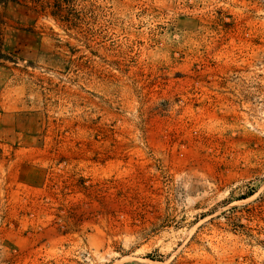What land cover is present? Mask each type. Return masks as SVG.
<instances>
[{
  "label": "rangeland",
  "instance_id": "rangeland-1",
  "mask_svg": "<svg viewBox=\"0 0 264 264\" xmlns=\"http://www.w3.org/2000/svg\"><path fill=\"white\" fill-rule=\"evenodd\" d=\"M0 264H264V0H0Z\"/></svg>",
  "mask_w": 264,
  "mask_h": 264
}]
</instances>
